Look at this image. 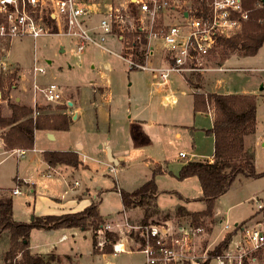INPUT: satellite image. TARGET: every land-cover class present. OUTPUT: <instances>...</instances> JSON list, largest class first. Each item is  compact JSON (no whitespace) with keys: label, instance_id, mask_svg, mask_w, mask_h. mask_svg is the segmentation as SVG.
Instances as JSON below:
<instances>
[{"label":"rangeland","instance_id":"obj_1","mask_svg":"<svg viewBox=\"0 0 264 264\" xmlns=\"http://www.w3.org/2000/svg\"><path fill=\"white\" fill-rule=\"evenodd\" d=\"M84 1L86 3H100L101 5H98L97 9L103 10L102 3H105V1H109V5L112 7H120V5H124L127 0ZM102 13L103 11L98 12L99 15ZM125 36L131 41L135 39L136 35L126 33ZM102 45L111 50L114 54L103 53L98 47L92 45H88L81 53H78L75 42L60 32L42 35L35 41L30 38H14L11 40V48L9 49L8 56H6V59H1L0 79H2L6 91H11L13 86L17 84L16 65L18 64L21 68V76L29 78L31 81L30 88L32 91V100L33 104L35 101L36 106L48 104L67 107L64 102L63 104L46 103L38 91L34 92L33 80L40 87L51 82L55 83L61 88L62 93L74 90L79 92V103L80 106L84 107V114L82 115L80 113L78 122L76 124L73 123L69 131L61 135V137L66 136L65 138L61 140L59 137L56 141L48 140L47 143L50 145H52L51 143H56L64 148L65 143L75 138L77 132L82 131L81 128L85 130V127H90L94 124V110L90 106L92 94L88 84L93 81H99L97 69L103 70L110 78L112 93L110 113L112 120H110L111 126H109V128L111 129V134H117L119 130L123 128L121 123L123 120L124 107L126 105H129L133 109L134 103H140L141 106L147 104L148 109L151 108L153 110V115L150 116V119L154 122L151 127L148 128L145 124L146 122L139 127L136 126V128L139 129L138 132L141 134V143H138L141 144V147L137 150L136 156L128 158L124 164L121 163L118 166H111V171L108 170L107 166L105 167L103 163H98L99 165L97 163H91L96 166L97 171V174L92 176H90V172H85L80 177L69 179L61 178L57 175L48 177L45 174L42 175L40 171H37L36 164L33 161L35 156L33 151H26L25 155L19 159L16 154L9 151L7 152L0 147V188L8 189L16 185L19 187L20 194L12 195V201L14 217L21 221H24L28 215V218H30V213H33L34 196H36V206L39 203L43 204L44 198H47L49 194H54L56 198L61 201L59 205H64L65 203H70L69 201H73V195L83 189L89 182L104 187H113L116 183L124 190H132L135 188L134 184H138L137 186H139V184L151 177L150 172H152L151 167H153L154 161L162 164L168 163L171 167H175L179 165L180 162L187 160L180 159L176 162L175 158L179 152L189 154L194 152L196 155L194 157L189 156V160L208 159V156L213 150V143L204 130L210 127V119L207 116H193L189 108V102L191 101L193 93L206 94L214 90L213 83H217V80H220V84L216 85L219 93H255L256 96H253H255L256 99V136L264 133V43H262L257 53L253 56L243 57L238 54L228 55L226 58L230 59L229 62L226 63V68H224L225 66L223 67V65L227 59L219 65L218 63L221 57L218 50H214L211 54L209 65H211V67H221L222 69L229 68L231 70L225 72L211 71L203 75L194 76L191 78L192 82L193 84H198L200 86L199 88H194L188 83L190 89L188 90V87H186L180 79L177 82L174 81L175 76H173L171 89L174 91L185 90L187 92L185 96H177V104L173 108L160 105L158 96L148 97L149 73L145 70H130L128 68V65L118 57L122 51L121 44L116 38L114 39L111 35H108L105 37V41ZM8 47L9 43H0V55L2 54L5 56V51L8 50ZM2 49L4 50L2 51ZM159 53L161 54V52ZM34 59L36 60V65L45 70L43 75L37 74L33 76L31 68ZM10 62H16L17 64ZM106 62L110 64L109 72L105 71L106 68H104ZM12 73H16L14 79L8 80V77ZM196 77H199V81L196 80ZM189 79L190 76L186 78L187 82ZM130 82L131 85L126 87ZM9 83L11 84L10 86L8 85ZM139 98H141L140 101H138ZM63 99L65 98L63 97ZM209 107L212 106L210 105ZM52 111L54 112L55 110ZM37 115H39V113L34 116ZM140 117L145 118V121L149 122V118L146 117L142 107H140ZM157 120L179 124L184 127L170 126L174 130L172 129L169 132H165L161 130V127L156 126ZM99 124L106 126L107 129V121L100 120ZM193 126L199 130H197L195 134H190L187 127ZM134 127V125L130 126L127 131L133 130ZM177 130L182 133L180 138H175L174 136ZM114 142L113 140V143ZM250 142L253 143L251 140ZM37 145H41V141L38 137L35 138L33 146L35 147ZM261 157L262 163L259 166L264 168V153H262ZM15 176L24 183L21 184L20 180H16L15 182ZM167 178L168 177H166V179ZM74 180H78L80 183L78 187H73ZM164 181L170 183L168 180L164 179ZM170 181H172V184H169L170 186H179L175 183L179 180ZM187 181L190 182H183V184L185 183L187 185L186 193L190 199L185 203L177 201L178 204L186 206L191 212L203 210L204 204L199 200L201 190L197 178H189ZM160 185H163L162 182H160ZM31 188L35 190L34 194L31 193ZM0 195L6 196L7 192L0 191ZM113 197L112 194L107 195L103 200L101 209L103 213L119 207L117 202H115L117 197H115V199ZM170 197L172 200H170ZM258 199L264 202V176L250 178L239 175L232 181L228 191L218 200L217 206L225 211L223 218L226 223L233 225L235 222L245 220L255 211V201ZM169 200L171 202H169ZM176 200L177 198L175 195L173 197L164 194L158 196V204H160L161 207L165 206V208H171L176 203ZM175 209L176 207L167 212H159V214L152 216L147 224L160 223L166 219H170L176 224L182 222V217L176 216ZM167 213L169 216L166 218L164 216ZM253 216H255V214ZM138 220L139 219H134L131 221L136 226L143 225L141 220ZM185 220L189 221L187 218H185ZM219 220L220 218L215 216L214 209L211 216L203 218V224L206 225V229L204 235L198 237L197 245L199 247H212L224 236L219 230ZM97 231L96 242L104 241L105 232L98 234ZM64 232L67 235V239L59 242L57 240L61 235V231H57L53 235H47L34 229L30 233L29 243L34 247V251L48 248L49 244H54L55 252L60 255H58L59 261L53 264H144L143 254L134 250L137 248L140 239L138 230H130L125 235L128 241L127 246H129L133 252L119 254L104 253V246L102 248L96 247L93 249L92 235L94 231L92 227L88 228L89 233L82 232L78 229L66 230ZM118 239L119 236H117V240ZM8 247V233L5 231L0 237V264H7L4 261V253ZM18 258L19 256H17V259Z\"/></svg>","mask_w":264,"mask_h":264},{"label":"built area","instance_id":"obj_2","mask_svg":"<svg viewBox=\"0 0 264 264\" xmlns=\"http://www.w3.org/2000/svg\"><path fill=\"white\" fill-rule=\"evenodd\" d=\"M94 7V2L84 0H0V40L30 38L35 41L54 33L51 20L55 33L60 32L76 42L78 53L88 45L104 48L105 37L111 35L121 43L122 52L118 57L130 70L148 71L153 87L167 88L173 76L189 87L188 76L224 70L209 65L217 41L239 34L252 10L244 8L242 0H127L120 7L106 6L97 21H93L97 12ZM256 7L264 9V0L257 2ZM126 33L136 35L135 39L130 41ZM156 48L164 51V62L151 65L148 59L153 57ZM135 51L143 53L142 63L136 60ZM31 69L33 76L45 73L35 59ZM33 89L46 103H68L55 83L40 87L33 80ZM179 93L183 91L168 90L161 98V105L175 106ZM37 113L34 110V115ZM24 152L14 151L17 157H22ZM187 157V153H178L179 159ZM11 194H20L17 185ZM218 224L224 236L214 246L205 248L197 245L198 237L205 233L204 224L193 225L190 221L176 224L168 219L130 226V229L140 233L136 250L143 254L144 264L264 263V202L256 200L255 216L244 222L229 225L220 218ZM105 231L111 232L109 225L102 226L97 233ZM226 235H229L228 241L221 252L210 255ZM104 243L105 238L97 241L96 247L102 248ZM111 246L112 254L126 251L119 239Z\"/></svg>","mask_w":264,"mask_h":264},{"label":"trees","instance_id":"obj_3","mask_svg":"<svg viewBox=\"0 0 264 264\" xmlns=\"http://www.w3.org/2000/svg\"><path fill=\"white\" fill-rule=\"evenodd\" d=\"M242 1L244 8L252 9L250 18L236 36L218 39L214 50H218L221 57L219 65L231 54L243 57L253 56L264 43V9L256 7L260 0ZM50 24L55 33L56 28L51 20ZM135 56L137 61L143 62L142 52L135 51ZM15 74L12 73L8 80L14 79ZM198 78L196 77V80L199 81ZM188 81L192 87H200L198 84H193L191 78ZM0 87H3L2 79H0ZM210 105L214 110V120L212 127L204 131L214 138L213 161L211 163L208 161H187L175 175L178 180L196 177L199 181L201 190L199 200L204 203V209L198 212H188L181 205L175 209L176 216L182 217V221H186L185 218H187L193 225L203 224V218L212 215L215 201L228 191L237 176L242 175L250 178L264 176V172L257 173L255 171L253 152L245 148V137L254 134L256 130L255 96L212 92L193 93L194 112H206ZM8 106L11 115L7 118L0 117V127L7 128L2 136L5 150L33 148L35 130L66 131L69 129L71 119L66 113L33 116L34 110L30 107L10 102ZM65 108L61 107V109ZM43 157L50 167L57 165L72 168L85 167L77 154L72 151H47L43 153ZM159 173H161L160 168L153 169L151 177L132 192L119 191L121 204L124 208L136 206L143 208L142 224H147L152 216L159 214L154 204L157 192L155 176ZM98 205L99 201H95L78 212L33 216L29 222H20L15 221L12 217V199L10 197L0 198V237L6 231L9 242V247L4 253V261L7 264H53L59 261V257L54 253L45 255L30 253L29 236L34 229L77 228L87 230L92 227L94 231L92 246L95 249L96 231L103 225ZM168 216L167 213L164 217ZM228 237L229 235H226L210 251V255L221 252ZM116 240V234L105 231L104 253H112L111 245ZM17 256H19L18 259Z\"/></svg>","mask_w":264,"mask_h":264},{"label":"crops","instance_id":"obj_4","mask_svg":"<svg viewBox=\"0 0 264 264\" xmlns=\"http://www.w3.org/2000/svg\"><path fill=\"white\" fill-rule=\"evenodd\" d=\"M109 1L105 3H102V8L101 9H97L98 5H101L100 3L95 4V7L97 9V12L100 11H105V7L109 5ZM95 12L94 17L92 18L93 21H97L99 14ZM114 38V37H113ZM115 39V38H114ZM74 41V40H72ZM75 42V41H74ZM0 43H9V47L8 50L5 51L6 54L4 55H0V62L1 59H6V56H8V52L9 49L11 48V41L10 42H6V41H1ZM121 44V43H120ZM76 45V42H75ZM159 47V46H157ZM105 48V47H104ZM99 48L103 53H108L106 52L105 49L107 48ZM4 49H2L3 51ZM161 52V54L159 53ZM109 54H114V53H109ZM4 56V57H3ZM164 57V51L161 50L160 48H156L154 51V55L153 57H150L148 59L149 63L151 65H156V64H162L164 61L163 59ZM233 58V57H231ZM230 59V58H229ZM229 59H227L225 61V64L223 65L224 68H226V63L229 62ZM240 59V58H239ZM34 61V60H33ZM10 63H16V62H10ZM17 64V63H16ZM17 84L15 86H13V89L9 92L6 91L5 85H3V87H0V117L2 118H7L11 115V110L8 106V103H16V104H20V105H24L27 107L32 108L33 110H37L36 112L39 113V115H56V114H61V113H66L67 115L70 116L71 122H70V126L73 123H77L79 118H80V113L83 115L84 114V107L80 106L79 103V92L78 91H68L65 93H62L63 97L65 98V100L68 101V103L66 104L67 107L65 109H61V106L59 105H48L45 104L43 106H36L35 104H33V100H32V91L30 88V83L31 81L29 80V78H24L21 76V68L19 67V65L17 64ZM94 68V67H93ZM104 68H106L105 71L109 72L110 70V64L108 62H106L104 64ZM96 70V69H95ZM97 73L99 75V81H93L90 82L88 85L91 88V94H92V102L90 103V106L93 108L94 110V124L91 125L90 127H85V130H83L84 128H81L82 131L77 132L75 138H72L70 141H68L67 143H65L64 148L60 147L59 145H57L56 143H51L52 145L48 144V140L49 141H56L59 139V137L61 138V140L65 137H61V135L65 132H68V130L66 131H57V130H35L34 131V140L35 138L38 137V139H40L41 141V145L40 146H33V148L31 149H23V148H14L12 150H5L4 147V142L2 139L3 134L7 131V128H1L0 127V147H2L5 151H9L14 153L15 150H25L26 151H33L35 153V156L33 158L34 163L36 164V169L37 171H40V173L43 175L45 174L46 176H51V175H57L58 177L61 178H65V179H69V178H74V177H80L82 176L83 173L85 172H90V176L92 175H96L97 171H96V166L91 164V163H103L105 165V167L107 166V169L110 170L112 167L111 166H118L121 163H125L126 160L128 158H132L136 156L137 150H139V148L141 147V134L140 132H138V128L140 125H143L145 122L146 126L149 128L151 127V125L153 124V120L150 119V116L153 115V110L150 108L148 109V105H142L140 103H134L133 109L129 106L126 105L124 107V111H123V120L121 123V126L123 127L121 130H119V132L116 133H112L111 134V129L109 128V126H111L110 120L111 119V113H110V104L112 103V93H111V84H110V78L109 76L103 72V70H99L97 69ZM231 69H224L222 71H216V72H225ZM147 73H149L148 71H146ZM149 84H148V97H159L160 100V105H161V98L162 96L168 92V90L173 91V89H171V84L168 85L167 88L165 89H161V88H157V87H153L151 84V77L149 74ZM173 79V77H172ZM179 78L175 76V80L174 81H178ZM52 83V82H51ZM220 84V80H217V83H213V88H215L214 90H211L212 93H219L217 90V86ZM131 82L128 83L126 85V87L130 86ZM186 87H188L185 84ZM61 89V88H60ZM188 90L189 87H188ZM180 91V90H178ZM176 91V93L178 92ZM183 91V93H179L178 95H186L187 92L185 90H181ZM62 92V91H61ZM4 94V95H3ZM191 94V93H190ZM219 94H246V95H255V93L253 92H234V93H219ZM6 95V96H5ZM256 96V95H255ZM129 100V98H128ZM141 98L138 99V101H140ZM75 106V108H74ZM140 107H142V110L145 111V115L146 117H148V121H145V118L140 117ZM175 106L172 107H168V108H173ZM74 108V109H72ZM189 108L190 111L192 112L193 116H207L210 119V127H212L213 124V120H214V110L212 107H209L208 110L206 112H194L193 111V95L191 96V101L189 102ZM52 110H55L54 112ZM33 116H34V112H33ZM103 120V121H107L108 125H107V129L106 126L100 125L99 121ZM158 121V120H157ZM134 125L135 127L133 128V130L127 131L129 129L130 126ZM161 125V126H160ZM69 126V128H70ZM115 126V125H114ZM156 126L161 127L162 131L165 132H169L170 130H172L173 128L170 126H174V127H184L181 126L179 124H173V123H168V122H162V121H158L156 122ZM207 128V129H209ZM188 131L190 134H195V132L197 130H199L198 128L193 127H187ZM174 130V129H173ZM175 138H180L182 136V133L177 130L174 133ZM209 137L212 140L213 143V150L211 152V154L208 156V159L205 160H189V156L194 157L196 154L193 153H187V160L180 162L179 165L175 166V167H171L168 163L166 164H162V163H158L156 161H154L153 163V167H151V170L153 171V169L155 168H160L161 169V173L157 174L155 176V183H156V187H157V192H156V197L154 200V204L156 209L159 212H164V211H169L179 205L183 206L188 212L189 211L186 206L182 205V204H178V202H187L190 198H188V194L186 193L187 190V185L183 182H190L187 181L186 178L184 180H179L177 183L179 186H170L172 183V181L170 180H178L175 178V175L177 174V172L179 171L180 167L186 163L187 161H208V162H212L213 161V151H214V138L212 135H209ZM113 140L115 141L113 143ZM253 141L252 142H250ZM63 142V141H62ZM250 142V143H248ZM34 144V142H33ZM147 144V143H144ZM245 148L250 149L253 152V164H254V168L255 171L257 173L260 172H264V168H261L259 165H261L262 163V153H264V133H262L261 135L256 136V130L255 133L252 135H249L247 137H245ZM47 151H57V152H66V151H72L75 152L78 156V158L82 161L83 165L85 167H79V168H72L69 166H65V165H57L55 167H50L48 165V163L44 160L43 157V153L47 152ZM108 151L110 156L115 159V162H110L108 160ZM24 152V155H25ZM15 154V153H14ZM23 155V156H24ZM22 156V157H23ZM20 159V157H17ZM146 159H150V158H146ZM102 160V161H101ZM180 159L178 158V154L177 157L175 158V161H179ZM99 165V164H98ZM150 175H152V172H150ZM166 177H168L166 179ZM146 178V177H145ZM193 178V177H190ZM196 178V177H195ZM149 178H147L144 182H142L141 184H139V186H137L138 184H134L135 188H133L132 190H124L123 188L119 187L116 183L113 185V187L108 186V187H104V186H100L99 184H94V183H87V185L84 186L83 189H81L80 191L76 192L73 195V201H69L70 203H65L64 205H59V203L61 202L58 198H56V196L54 194H49L47 195V198H44L43 204L39 203L35 204V200H36V196L33 197V213H30V218L29 215L28 217L24 220L21 221L18 218L14 217V213H13V201H12V217L15 221H20V222H29L31 218H33V216H47V215H61L64 213H69V212H78L83 210L84 208H86L87 206H89L92 202L95 201H99V205H98V212L99 215L102 218L103 221V225H109L110 230L112 233L116 234L117 236H119V240H121L122 243H124L125 252H133L128 245V241L126 240L127 238L125 237V235L127 234V232H129L130 230V226H136L134 223H132L131 220L134 219H139L138 221L141 220L142 217V213H143V208L136 206L133 208H124L121 204V198H120V194L119 191L120 190H124L126 192H132L135 189H137L138 187H140L143 183H145ZM165 180H168L170 183H166ZM16 180H20L17 178V176L14 177V181L16 182ZM198 180V179H197ZM21 184L24 183L22 182V180H20ZM160 182H162V186L160 185ZM180 182V183H179ZM199 183V181H198ZM20 184V186H21ZM28 184V183H25ZM170 184V185H169ZM174 184V183H173ZM182 184V185H181ZM80 185V183L78 182V180H74L73 182V187H78ZM15 187V186H14ZM14 187L11 188H0V191L7 192L6 196H1L2 197H10L12 199V190L14 189ZM31 193L34 194L35 190L34 189H30ZM175 191V192H174ZM9 192V194H8ZM201 192V191H200ZM113 195L114 199L115 197H117V199H115V202H117L118 204V208H115L112 211H106L105 213H103L101 211L102 209V204H103V200L105 199V197L107 195ZM160 194H164L166 196H176L177 200L176 203L171 207V208H165L161 207L160 204H158V196ZM201 196V194H200ZM222 196H220L214 204V212H215V216L224 219V215H225V211L220 209L217 206V202L218 200L221 198ZM170 200L171 197H170ZM169 200V202H171ZM178 201V202H177ZM202 202V201H201ZM204 204V203H203ZM47 205V206H46ZM142 212V213H141ZM255 214V211L252 212V214L250 216H248L245 220H242L240 222H235L234 224L237 223H241L244 222L248 219H250L251 217H253V215ZM168 220V219H166ZM225 220V219H224ZM125 224H127L128 226H126ZM101 226V227H102ZM72 229H77V228H62V229H56V230H52L53 232H50V230H44V229H39L36 231L39 232H43L44 234L47 235H53L55 234V232L57 231H61V235L59 236L57 241H64L67 239V235L65 234L64 231L66 230H72ZM80 230V229H78ZM82 232H88L87 230H80ZM73 233V232H72ZM122 237V238H121ZM136 245V243H135ZM48 248H42L39 249L38 251H34L33 248L30 243H29V251L31 254L36 255H45L48 253H54L57 256L60 255L58 253L55 252V245H48ZM138 246V244H137ZM37 247V246H35ZM135 247V246H134ZM137 249V248H136ZM136 249H134L135 251H137ZM124 253V252H122ZM63 255V254H61ZM68 255V254H65Z\"/></svg>","mask_w":264,"mask_h":264},{"label":"water","instance_id":"obj_5","mask_svg":"<svg viewBox=\"0 0 264 264\" xmlns=\"http://www.w3.org/2000/svg\"><path fill=\"white\" fill-rule=\"evenodd\" d=\"M108 160L110 161V162H115V159H113L111 156H110V154H109V151H108ZM32 219V218H31ZM30 219V220H31ZM50 232H53L52 230H50Z\"/></svg>","mask_w":264,"mask_h":264}]
</instances>
